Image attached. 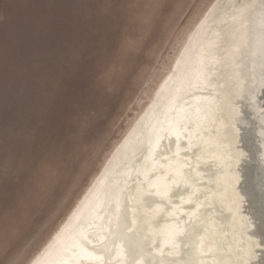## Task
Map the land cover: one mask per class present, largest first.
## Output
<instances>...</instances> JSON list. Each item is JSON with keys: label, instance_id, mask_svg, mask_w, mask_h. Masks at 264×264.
<instances>
[{"label": "bare ground", "instance_id": "1", "mask_svg": "<svg viewBox=\"0 0 264 264\" xmlns=\"http://www.w3.org/2000/svg\"><path fill=\"white\" fill-rule=\"evenodd\" d=\"M166 65L26 264H264L259 0H213Z\"/></svg>", "mask_w": 264, "mask_h": 264}, {"label": "rangeland", "instance_id": "2", "mask_svg": "<svg viewBox=\"0 0 264 264\" xmlns=\"http://www.w3.org/2000/svg\"><path fill=\"white\" fill-rule=\"evenodd\" d=\"M212 1L0 0V264L38 251Z\"/></svg>", "mask_w": 264, "mask_h": 264}, {"label": "snow or ice", "instance_id": "3", "mask_svg": "<svg viewBox=\"0 0 264 264\" xmlns=\"http://www.w3.org/2000/svg\"><path fill=\"white\" fill-rule=\"evenodd\" d=\"M252 6L254 7L255 3ZM259 8L261 9L262 14H264V0H259ZM260 247L264 248V245H261Z\"/></svg>", "mask_w": 264, "mask_h": 264}]
</instances>
